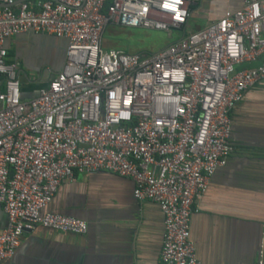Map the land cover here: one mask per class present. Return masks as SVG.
Returning <instances> with one entry per match:
<instances>
[{
	"label": "built area",
	"instance_id": "built-area-1",
	"mask_svg": "<svg viewBox=\"0 0 264 264\" xmlns=\"http://www.w3.org/2000/svg\"><path fill=\"white\" fill-rule=\"evenodd\" d=\"M0 4V262L37 226L86 234L85 221L46 210L63 181L108 172L130 179L137 201L160 207L164 264H201L191 217L234 151L231 112L264 82V0L191 32L188 0ZM109 25L180 37L156 53L107 51ZM26 33L65 39L67 50L61 71L23 100L5 42Z\"/></svg>",
	"mask_w": 264,
	"mask_h": 264
},
{
	"label": "crops",
	"instance_id": "crops-1",
	"mask_svg": "<svg viewBox=\"0 0 264 264\" xmlns=\"http://www.w3.org/2000/svg\"><path fill=\"white\" fill-rule=\"evenodd\" d=\"M189 32L203 29L245 0H188ZM23 100L61 71L67 41L26 33L5 42ZM233 153L210 179L191 217V239L201 264H256L264 244V82L250 88L231 112ZM134 184L108 172L76 174L63 181L47 212L83 220L84 235L37 226L16 255L0 264H164V216L150 201L134 198ZM6 217L0 211V228Z\"/></svg>",
	"mask_w": 264,
	"mask_h": 264
},
{
	"label": "rangeland",
	"instance_id": "rangeland-1",
	"mask_svg": "<svg viewBox=\"0 0 264 264\" xmlns=\"http://www.w3.org/2000/svg\"><path fill=\"white\" fill-rule=\"evenodd\" d=\"M179 37L177 33L170 37L162 31L109 25L103 34L102 47L107 51L120 50L129 54L156 53Z\"/></svg>",
	"mask_w": 264,
	"mask_h": 264
},
{
	"label": "water",
	"instance_id": "water-1",
	"mask_svg": "<svg viewBox=\"0 0 264 264\" xmlns=\"http://www.w3.org/2000/svg\"><path fill=\"white\" fill-rule=\"evenodd\" d=\"M4 7H6V5L0 4V8H4Z\"/></svg>",
	"mask_w": 264,
	"mask_h": 264
},
{
	"label": "trees",
	"instance_id": "trees-1",
	"mask_svg": "<svg viewBox=\"0 0 264 264\" xmlns=\"http://www.w3.org/2000/svg\"><path fill=\"white\" fill-rule=\"evenodd\" d=\"M9 63H11L10 61H8Z\"/></svg>",
	"mask_w": 264,
	"mask_h": 264
}]
</instances>
